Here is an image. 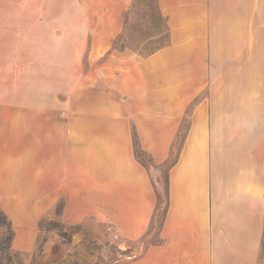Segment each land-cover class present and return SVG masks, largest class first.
Here are the masks:
<instances>
[{
  "label": "crops",
  "instance_id": "crops-1",
  "mask_svg": "<svg viewBox=\"0 0 264 264\" xmlns=\"http://www.w3.org/2000/svg\"><path fill=\"white\" fill-rule=\"evenodd\" d=\"M121 1H101L108 11L96 21L79 0H0V207L11 247L31 251L58 202L67 223L97 219L141 240L160 185V240L128 264H260L264 0H155L168 42L148 54L114 46ZM90 23L103 27L89 35ZM49 74L77 75L67 97L49 91Z\"/></svg>",
  "mask_w": 264,
  "mask_h": 264
},
{
  "label": "rangeland",
  "instance_id": "rangeland-1",
  "mask_svg": "<svg viewBox=\"0 0 264 264\" xmlns=\"http://www.w3.org/2000/svg\"><path fill=\"white\" fill-rule=\"evenodd\" d=\"M64 1L68 5L72 3V0ZM79 1L85 5L91 20L103 19L104 13L108 11V8L104 9L101 4V1L105 0ZM74 10L70 6L65 7L64 18L68 19L69 15L75 13ZM83 19L81 15L79 20ZM122 19L124 31L114 40L116 48H130L141 54H148L168 42L165 18L159 12L155 0H130L129 5L122 11ZM97 25H95L96 30L103 27L101 24ZM96 30L90 23L89 35H96ZM76 78L77 75L74 74H49V91L53 90L56 96L67 97ZM187 124L186 117L181 132L173 143L171 157L164 163L165 165L172 161L181 146ZM134 150L137 159L151 170L148 155L142 152L138 145H134ZM164 170L165 166L161 168L160 176L162 177ZM160 184H163V179L160 180ZM157 186L160 189L158 207L148 232L141 240L124 238L118 234L113 225L97 219L85 218L77 224L67 223L60 216L61 202H58L48 215L41 218L42 223L39 225L34 248L31 251H18L11 247L10 250L15 257L9 264H128L133 262L144 246L149 242L160 240L159 228L164 215L166 194L162 186ZM260 264H264V241Z\"/></svg>",
  "mask_w": 264,
  "mask_h": 264
},
{
  "label": "trees",
  "instance_id": "trees-1",
  "mask_svg": "<svg viewBox=\"0 0 264 264\" xmlns=\"http://www.w3.org/2000/svg\"><path fill=\"white\" fill-rule=\"evenodd\" d=\"M133 139L134 145H138L136 136H133ZM41 223L42 219L39 221V225H41ZM13 236L14 229L11 225V221L8 219L7 215L0 209V264H9L12 258L15 257V254L10 250Z\"/></svg>",
  "mask_w": 264,
  "mask_h": 264
}]
</instances>
